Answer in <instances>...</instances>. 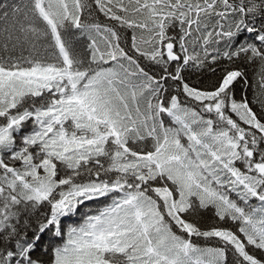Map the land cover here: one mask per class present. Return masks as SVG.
<instances>
[{
	"label": "snow or ice",
	"instance_id": "obj_1",
	"mask_svg": "<svg viewBox=\"0 0 264 264\" xmlns=\"http://www.w3.org/2000/svg\"><path fill=\"white\" fill-rule=\"evenodd\" d=\"M0 264H264V0L0 3Z\"/></svg>",
	"mask_w": 264,
	"mask_h": 264
},
{
	"label": "trees",
	"instance_id": "obj_2",
	"mask_svg": "<svg viewBox=\"0 0 264 264\" xmlns=\"http://www.w3.org/2000/svg\"><path fill=\"white\" fill-rule=\"evenodd\" d=\"M13 0H0V3H11ZM18 2V0H17ZM96 19L99 20L101 23H110L105 19V17L102 14L96 13L95 16ZM128 39L130 40V34L128 35ZM144 63L143 61H141ZM227 65L226 61H221L219 65H214L213 67L216 68L215 72H211L207 69H202L199 71L195 70H187L184 72L185 78L188 80V82L192 85H195L200 88H209L211 87L220 77L222 69ZM234 67H240L244 70L246 73L247 79L250 84L254 83L256 81V74L258 71L257 65L254 64H247V63H242V62H237ZM154 71H158L155 70ZM171 83V82H169ZM243 81L238 82L235 85V92H236V98L239 99L242 92L246 91L248 99L251 101L253 99V89L251 87L247 89L242 88ZM254 108L259 111V108L254 105ZM208 217H211V213L208 214ZM48 240V235L45 234L41 238V247H38L35 255H39L40 252L42 251V246L44 243H46Z\"/></svg>",
	"mask_w": 264,
	"mask_h": 264
}]
</instances>
